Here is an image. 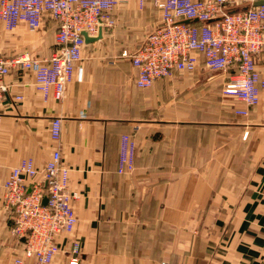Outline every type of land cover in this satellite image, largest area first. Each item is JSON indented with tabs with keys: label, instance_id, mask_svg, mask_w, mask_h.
<instances>
[{
	"label": "crops",
	"instance_id": "1",
	"mask_svg": "<svg viewBox=\"0 0 264 264\" xmlns=\"http://www.w3.org/2000/svg\"><path fill=\"white\" fill-rule=\"evenodd\" d=\"M256 1L228 0L227 9ZM113 16L102 38L86 43L61 100L43 98L32 72L6 77L0 177L24 159L42 169L58 148L78 193L77 226L58 236L50 264H264V88L259 103L248 105L225 94L228 73L208 71L202 59L194 71L141 88L138 68L122 52L142 44L160 11L153 0H128ZM56 34L50 18L36 31L0 23V51L47 59ZM257 62L264 77V55ZM124 135L135 142L134 168L121 173ZM29 182L45 185L41 172ZM13 225L0 194V264L24 254Z\"/></svg>",
	"mask_w": 264,
	"mask_h": 264
},
{
	"label": "built area",
	"instance_id": "2",
	"mask_svg": "<svg viewBox=\"0 0 264 264\" xmlns=\"http://www.w3.org/2000/svg\"><path fill=\"white\" fill-rule=\"evenodd\" d=\"M126 1L0 0V23L9 30L24 23L36 31L47 18L57 24V45L47 59L29 52L8 57L0 51V105L9 90L6 77L13 69L32 72L43 98L61 100L83 58L87 43L84 33L95 37L100 30L113 26L116 22L113 10ZM144 1L138 0L140 6ZM153 3L160 11L159 23L138 48L122 52L138 68L137 86L150 87L176 71H194L202 59L208 71L228 73L225 94L248 105L259 103L264 88L257 62L264 55V5L227 13L228 0H153ZM185 19L197 21L187 23ZM61 123L60 117L52 120L51 136L55 141L61 138ZM134 150L135 142L124 135L119 172L134 168ZM70 171L57 148L42 169L32 159H24L5 179L0 177L4 205L14 214L12 232L24 241V254L16 257L14 264H50L60 250L58 236L75 230L78 216L73 201L78 193L70 189ZM39 172L45 185L35 183L30 187L29 179ZM72 249L79 252L78 241L73 242ZM78 262L79 258L74 256L72 263Z\"/></svg>",
	"mask_w": 264,
	"mask_h": 264
},
{
	"label": "water",
	"instance_id": "3",
	"mask_svg": "<svg viewBox=\"0 0 264 264\" xmlns=\"http://www.w3.org/2000/svg\"><path fill=\"white\" fill-rule=\"evenodd\" d=\"M260 5H264V0H258L253 5H245V6H242V7L229 8V9H227V13L242 12V11L248 10L251 6H260ZM195 21H197V19H185V22H187V23H192V22H195ZM84 36L86 38V42L87 43L93 42V41H96V40L102 38L103 31L100 30L99 34L97 36H95V37L89 36L86 32L84 33ZM47 200H48L47 197H45L44 200H43L45 204L47 203Z\"/></svg>",
	"mask_w": 264,
	"mask_h": 264
},
{
	"label": "trees",
	"instance_id": "4",
	"mask_svg": "<svg viewBox=\"0 0 264 264\" xmlns=\"http://www.w3.org/2000/svg\"><path fill=\"white\" fill-rule=\"evenodd\" d=\"M236 70H232L231 72H235Z\"/></svg>",
	"mask_w": 264,
	"mask_h": 264
}]
</instances>
